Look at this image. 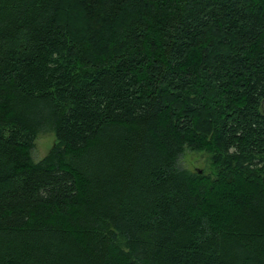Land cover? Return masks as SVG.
Here are the masks:
<instances>
[{"label": "trees", "instance_id": "trees-1", "mask_svg": "<svg viewBox=\"0 0 264 264\" xmlns=\"http://www.w3.org/2000/svg\"><path fill=\"white\" fill-rule=\"evenodd\" d=\"M0 264H264V0H0Z\"/></svg>", "mask_w": 264, "mask_h": 264}, {"label": "rangeland", "instance_id": "rangeland-1", "mask_svg": "<svg viewBox=\"0 0 264 264\" xmlns=\"http://www.w3.org/2000/svg\"><path fill=\"white\" fill-rule=\"evenodd\" d=\"M55 134L51 130L40 132L35 140V146L32 150V158L34 161L41 160L53 146ZM213 152L208 150H191L186 148L180 159V165L193 172H204L215 176L223 168V163L215 164Z\"/></svg>", "mask_w": 264, "mask_h": 264}, {"label": "water", "instance_id": "water-1", "mask_svg": "<svg viewBox=\"0 0 264 264\" xmlns=\"http://www.w3.org/2000/svg\"><path fill=\"white\" fill-rule=\"evenodd\" d=\"M199 172H201V171H199Z\"/></svg>", "mask_w": 264, "mask_h": 264}]
</instances>
